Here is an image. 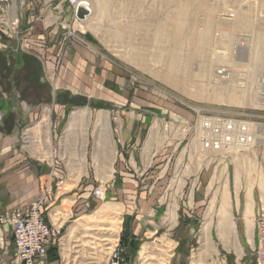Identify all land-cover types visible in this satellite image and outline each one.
<instances>
[{
	"label": "rangeland",
	"instance_id": "obj_1",
	"mask_svg": "<svg viewBox=\"0 0 264 264\" xmlns=\"http://www.w3.org/2000/svg\"><path fill=\"white\" fill-rule=\"evenodd\" d=\"M34 2L9 0L10 7L3 3L4 12L7 9L9 14L0 21V52L12 55L18 65L23 56L19 51L26 47L44 53L29 33ZM102 2L104 6L100 8L97 0H92L94 13L82 25L73 23L69 13L60 17L57 12L53 26V22L41 17L47 28L53 30L57 26L58 32L63 33L58 37L54 68L57 73L63 67L68 48L85 47L106 64L102 67L104 76L116 68L118 91L150 99L153 107L164 108L166 117H172L176 108L186 109L192 122L186 125L189 127L197 118L196 111L228 114L248 120L258 133L252 144L232 147L226 154L204 152L198 141L192 140V133L188 134L181 150L178 149L182 156L180 163L176 170L175 165L170 168L179 179L165 182L164 188L169 187L165 193L115 198L108 193V182L91 179L83 182L79 191L89 188L91 192L86 198V211L75 208L63 225L60 214L54 216L52 223L61 230L59 249L48 251L45 264L52 261L56 264H254L257 216L264 209V129L260 128L264 126V101L260 103L257 99L254 104L252 98L264 96V0ZM41 3L44 7V0ZM64 17L74 35L67 34L63 28ZM45 41L47 44V38ZM155 75L173 79L179 87H172ZM43 80L55 92L56 85L49 82L44 69ZM60 87L55 88L56 92L85 101L77 107L88 106L86 97L72 95L70 90ZM110 87L114 89L106 81L102 93L108 96ZM222 87H234L237 89L234 92L243 95L238 91L242 89L247 96L244 103L214 99L216 93L224 94ZM4 96L11 100V108H17L22 101L18 90L0 91V98ZM108 104L102 101L100 108L108 109ZM184 174L188 176L186 182L182 180ZM97 188L102 189L103 196H95ZM223 201H226L225 212ZM70 204L66 202L65 206L70 209ZM106 204L108 208L99 214L100 218L92 220L85 229H76V224ZM16 207L20 206L9 209L0 202V218L7 217ZM142 208L155 211L151 215L143 214L138 239H133L130 219L124 218L131 211L134 218ZM171 210L175 219H170ZM222 220H227V226L222 227ZM204 226L209 227L211 249L196 262L195 258L204 250ZM64 242L68 245L64 246ZM145 245L149 246L147 259L140 255ZM14 256L12 230L7 223H0V264H14Z\"/></svg>",
	"mask_w": 264,
	"mask_h": 264
},
{
	"label": "crops",
	"instance_id": "obj_2",
	"mask_svg": "<svg viewBox=\"0 0 264 264\" xmlns=\"http://www.w3.org/2000/svg\"><path fill=\"white\" fill-rule=\"evenodd\" d=\"M42 1L34 2L29 33L44 53L26 47L19 51L20 55L37 57L55 88L61 86L72 95L86 97L88 106L69 107L73 105L59 102L62 93L56 92L55 88L51 103L22 100L17 108H11L8 97L0 98V202L9 209L15 206L28 208L48 184L52 191L45 204L47 222L54 225L52 219L59 213L63 225L75 208L86 211V198L91 192L89 188L79 190L88 179L108 182V193L115 198L167 192L169 187L164 188L165 182L178 177L170 172V168L175 165L176 170L181 161L180 148L191 127L186 125L192 123L189 112L176 108L172 117H166L164 108L153 107L150 99L118 91L116 68H112L109 76H104L102 67L106 64L85 47L73 45L68 48L63 67L57 73L54 68L59 51L58 37L63 33L58 32L57 26L53 30L47 28L48 24L41 20L44 17L53 22V26L57 15L55 9L43 7ZM106 81L114 86L113 90L108 89V96L102 93ZM102 101L109 102L108 109L100 108ZM176 153L180 155L175 158ZM182 177L186 182L188 176ZM80 197L84 198L78 201ZM66 202L72 203L70 209L65 206ZM154 211L138 209L134 218L133 211L127 212L124 219H130L133 239H138L143 214L151 215ZM255 243L256 234L254 246ZM50 249L55 252L59 247ZM46 260L41 259L37 264H45Z\"/></svg>",
	"mask_w": 264,
	"mask_h": 264
},
{
	"label": "built area",
	"instance_id": "obj_3",
	"mask_svg": "<svg viewBox=\"0 0 264 264\" xmlns=\"http://www.w3.org/2000/svg\"><path fill=\"white\" fill-rule=\"evenodd\" d=\"M4 2L7 3L9 0H0V21L4 20L9 11L6 9L4 12ZM44 2L46 7L55 9L60 17L67 13L71 14L72 22L79 25L84 24L93 13L92 0H44ZM16 20H18L17 16ZM61 24L68 31L67 34L74 35L65 17ZM196 112L197 118L189 128V134L192 133V140L198 141L204 152H222L235 146H247L255 141L258 133L256 127L244 118L228 114ZM51 191L52 188L46 184L40 197L28 208L16 207L7 217L1 216L0 223H7L12 230L15 245L14 264H37L39 260L47 258L52 246L57 245L61 230L49 224L45 215L46 198ZM94 194L101 197L103 191L97 188ZM255 247L257 248L256 264H264V209L260 210L257 216ZM116 256L117 254H114V257Z\"/></svg>",
	"mask_w": 264,
	"mask_h": 264
},
{
	"label": "trees",
	"instance_id": "obj_4",
	"mask_svg": "<svg viewBox=\"0 0 264 264\" xmlns=\"http://www.w3.org/2000/svg\"><path fill=\"white\" fill-rule=\"evenodd\" d=\"M22 64L18 65L12 55L0 52V91L11 93L18 90L20 98L29 103H48L52 99L50 85L43 80V65L39 59L23 54ZM58 101L72 105H82L85 101H76L69 93H62ZM56 250V249H54Z\"/></svg>",
	"mask_w": 264,
	"mask_h": 264
},
{
	"label": "bare ground",
	"instance_id": "obj_5",
	"mask_svg": "<svg viewBox=\"0 0 264 264\" xmlns=\"http://www.w3.org/2000/svg\"><path fill=\"white\" fill-rule=\"evenodd\" d=\"M109 1V0H108ZM97 2L99 3V7L101 8L102 6H104V4H103V2H102V0H97ZM105 2V1H104ZM93 13H94V8H93ZM92 13V14H93ZM97 16H101V15H96V17ZM92 17V16H91ZM90 17V18H91ZM89 18V19H90ZM98 18V17H97ZM156 76V78L158 77L159 79H161L162 81H164V82H166V83H168L169 85H171L172 87L173 86H175V87H179L178 85H177V83H176V81L175 80H173V79H164V78H162L161 76H159V75H155ZM264 79V78H263ZM245 86H246V84H245ZM262 89L264 90V85L262 86ZM222 90H224V94H222L221 92H223V91H220V92H218V93H216L214 96H213V98L214 99H218V100H222V101H227V102H230V103H237V102H239V101H242V103H244V99H245V92L242 90V89H238V91L240 92V91H242L243 92V95L241 94V93H237V92H234L235 90H237L236 88H232V87H229V88H227V87H222ZM227 90H229V91H227ZM233 91V92H232ZM257 91V90H256ZM259 92V91H258ZM256 93V94H259V93ZM262 94H264V93H262ZM248 95V94H247ZM255 97L254 98H252V102L254 103V104H256L255 102H257L256 100L257 99H259L260 101V103H262L263 101H264V96L263 97H258L257 98V96L256 95H254ZM261 96V95H260ZM247 97V96H246ZM249 98V97H248ZM263 98V99H262ZM250 99V98H249ZM248 99V100H249ZM247 100V101H248ZM247 103V102H246ZM251 104V103H250ZM238 105V104H237ZM261 129L263 128L264 129V126H262V127H260ZM259 137V136H258ZM229 151H232V148H230V149H228V150H226V151H222L223 153H227V152H229ZM103 195H104V192H103ZM223 203V210H224V212H225V210H226V201H223L222 202ZM250 207V206H249ZM108 208V205L106 204V205H102L96 212H95V214L94 215H90V216H88V219H86V220H84L83 222H80V223H78V224H76V229H81V228H86V227H88V225H90V223L92 222V220H94V219H97V218H100V216H99V214L101 213V212H103L104 210H106ZM172 208H174V209H176V207H172ZM252 208V207H251ZM223 213V212H222ZM227 213V212H226ZM170 219H175V216H174V210H171L170 211ZM222 215H224V214H222ZM226 215V214H225ZM224 217V216H223ZM222 217V218H223ZM221 218V217H220ZM225 218V217H224ZM228 219V218H227ZM220 222V221H219ZM222 222H223V224H222V227L223 226H227L225 223L227 222V220H225V221H223L222 220ZM219 224H221V223H219ZM231 226V225H230ZM114 228V227H113ZM221 228V227H220ZM203 230H204V235L202 236V242H203V247H204V250L199 254V256L197 257V258H195V260H196V262L197 261H200V257H202V256H204V255H208V253H209V250L211 249V239H210V233H209V227L208 226H204V228H203ZM224 232V231H223ZM256 244V243H255ZM68 245V242H64V246H67ZM149 247V246H148ZM148 247L145 245V246H143L142 247V249H141V251H140V255H141V257L142 258H146L147 259V257H148ZM66 248V247H65Z\"/></svg>",
	"mask_w": 264,
	"mask_h": 264
}]
</instances>
